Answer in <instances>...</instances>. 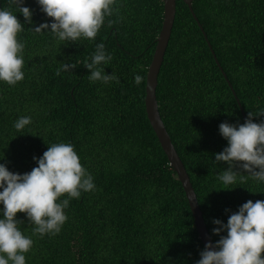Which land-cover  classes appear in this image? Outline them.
I'll use <instances>...</instances> for the list:
<instances>
[{"label":"trees","instance_id":"obj_1","mask_svg":"<svg viewBox=\"0 0 264 264\" xmlns=\"http://www.w3.org/2000/svg\"><path fill=\"white\" fill-rule=\"evenodd\" d=\"M8 6L0 0V9ZM22 6L32 11V23L13 6L24 25L18 36L25 44L24 79L14 87L0 81V164L22 175L38 166L33 157L49 145L70 143L96 185L69 201L58 235L33 236L34 225L17 214L20 230L34 241L26 264H196L205 248L145 106L163 0H117L118 12L106 18L94 41L67 44L50 29L32 30L52 22L37 0ZM192 7L202 28L177 0L157 100L215 243L227 233L213 234L219 227L214 220L226 224L248 200H264V182L240 183L238 177L225 186L217 175L228 165L215 162L228 146L219 125L238 126L245 122L242 110L247 119L249 111L264 109V0H195ZM100 43L113 57L105 74L114 72L119 83L88 79L83 62ZM62 63L77 67L57 76ZM137 74L144 78L139 85ZM24 116L32 123L18 132L14 124ZM261 121L264 116L253 117Z\"/></svg>","mask_w":264,"mask_h":264},{"label":"clouds","instance_id":"obj_2","mask_svg":"<svg viewBox=\"0 0 264 264\" xmlns=\"http://www.w3.org/2000/svg\"><path fill=\"white\" fill-rule=\"evenodd\" d=\"M23 3L24 0H9V6L0 9V81L12 87L24 79L25 49V44L18 39L24 25L14 14L13 6L22 13L26 23H32V11L22 6ZM37 3L52 22L41 23L32 30L42 33L50 29L59 42L66 44L81 39L94 41L106 18L118 12L117 0H37ZM108 24L111 26L113 21L109 19ZM112 58L103 43L97 44L90 62L88 59L83 62L90 72L88 79L93 83H119L114 72L105 74V66ZM76 67V63H62L55 74L59 76L61 71ZM143 79L137 74L134 82L139 85ZM254 116H264V109L249 111L246 121L238 126L228 122L219 125L228 146L215 154V162L228 165L227 170L217 175L225 186L237 183L238 177L240 183L248 178L264 182V121L255 123ZM31 123V117L24 116L14 127L19 132ZM33 159L38 166L22 175L0 164V205H3L0 264H26V254L33 247L34 241L19 228L23 222L17 219L18 213L25 214L34 225L33 236H55L68 220L64 210L69 207V201L79 199L82 192L96 190L92 175L70 143H53L42 157ZM65 195L67 198L61 199ZM213 223L219 226L213 228V234H227L220 235L215 244L207 243L196 264H264V200H248L229 216L226 224L219 219Z\"/></svg>","mask_w":264,"mask_h":264},{"label":"water","instance_id":"obj_3","mask_svg":"<svg viewBox=\"0 0 264 264\" xmlns=\"http://www.w3.org/2000/svg\"><path fill=\"white\" fill-rule=\"evenodd\" d=\"M189 7L192 15L197 21L198 25L201 27V24L194 13L192 4L195 0H182ZM164 2V20L162 29L160 31L159 37L157 39V45L155 48L154 56L152 62L148 68L147 82H146V97H145V106L147 117L149 122L159 140V143L165 152L171 168L176 172L179 181L181 182L183 189L185 191L193 218L195 226L198 232L199 239L205 245L209 242L215 244L210 236L206 222L203 217L198 199L192 185L191 179L188 175L186 167L184 166L180 156L178 155L170 135L167 132V129L164 125L163 119L159 111V104L157 100V87H158V77L160 74L161 67L164 63V58L166 51L170 42L172 31L175 24L176 11H177V0H163ZM207 39V37H206ZM210 48L211 45L209 44ZM216 62L220 69L222 70L218 60ZM224 76H227L224 73ZM230 88L233 90L231 84L229 83ZM236 97L238 103L239 99L236 96L235 91H232ZM240 104V103H239ZM242 110V109H241ZM244 119L246 121V116L242 110Z\"/></svg>","mask_w":264,"mask_h":264}]
</instances>
